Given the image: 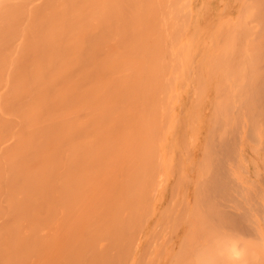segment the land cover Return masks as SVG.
Returning a JSON list of instances; mask_svg holds the SVG:
<instances>
[{
  "label": "bare ground",
  "instance_id": "1",
  "mask_svg": "<svg viewBox=\"0 0 264 264\" xmlns=\"http://www.w3.org/2000/svg\"><path fill=\"white\" fill-rule=\"evenodd\" d=\"M196 1L199 2V0ZM189 2L191 3L190 0H0V264H85V257L83 258V254L78 252L80 249L77 250L79 247L77 237L80 238L77 236L79 230H75L76 227L74 226L76 224L74 225L73 221H71L75 228L71 231L72 225L68 221L71 220V218L73 220L75 216L81 217L83 214L85 215L83 217L84 219L86 215L87 218H89L88 216H90V218L94 217V220H96V218H107L106 223H104L106 227H104L106 231L108 230L107 232H109L110 237L113 236L112 231L115 233V244L118 240L117 245L122 246L123 240L127 243L131 237V243L128 241L129 246H127V248H132L133 238L130 234V229L132 227V234H135V232H137L136 230H140L135 227L137 223H139L136 217L138 214H140L139 216L144 214L146 208L144 205L146 203H143L146 199L145 192L148 190L147 187L151 188L154 185V182H152V178L154 180L153 169L150 168V173L149 171L146 173L145 169H143V179H151L150 182H146L147 185L144 183L143 186V180L140 179L142 176L140 177L139 175L138 179L135 177L139 173H142L139 169L142 165L140 161L142 162L146 158L145 160L148 159V164H151L155 156L153 153V139L150 142L148 140L150 152L148 150L147 157H145L142 143L144 144V142H146V137L140 134L141 137L139 139L138 136L135 138L136 136L132 134L133 138H131V141L133 139H138V142L141 140V143L138 144L140 148L142 146V153H140L141 149L138 148L139 146L136 144L137 141H132V143L136 141L135 148H133L132 146L134 145H130V139H128L129 143L125 140V133L129 131L128 128L130 129L131 127L133 130L137 128V131H139L141 127L146 129L147 126H150L151 130H149V128L146 130L153 133L152 130H156L153 127L156 126L157 118L159 119L162 111V116H164V111H166L165 113L169 112V106L168 111L167 109L163 110L167 105L165 103L167 94L165 93L168 92V84L163 83L162 74H167L166 72L168 69L166 71V66L169 67V63L167 62H169V59L171 60L172 57L169 51L166 50L169 43L161 52L164 44L162 40H167L165 39L166 34L164 32L166 29H164L162 25L161 31H159L157 35L158 27L160 26L157 24L161 22L160 16L162 14H164L165 20L168 18L166 13L168 11L165 12L163 8H167V10L168 8L174 9V17L172 16V18L176 19L178 16H176V10L182 13V9L177 8V5H192ZM194 2L195 0H193L192 3ZM209 5L211 7V4ZM254 5H264V0H224L221 14L228 16V12L225 13V11L231 8V10L236 11L234 22L240 21V17H242L243 14L242 11L248 8L251 9ZM174 6H176V8ZM160 8L162 14L159 16ZM217 8L219 7L217 6ZM188 10L184 15L186 18H184V16L182 17L185 26L187 23L186 19L189 18ZM198 14L201 16L199 12ZM181 15H183V13ZM197 18L198 16L196 20ZM177 20H179L180 23L179 16L176 21ZM232 21L233 18L231 17L224 35H222V30L218 32L217 29L215 30L218 35L216 32H213L218 43L219 41L222 43L219 44V46L224 53L228 51V47H230L231 51H234L236 43L238 39H240V37L237 39L238 32L234 28L229 27ZM173 22L172 19H170L169 24L171 23L172 28L174 25ZM178 25L177 21V26ZM181 25L180 27L183 28V21ZM155 26L157 33L153 31ZM171 26H166L167 30L169 28V32L167 31L168 35L170 32V35H172V33L177 35L179 31L182 33V29L180 30L179 27L178 30L175 28L176 32L170 30ZM191 26L192 25H190V28ZM210 26L212 27L214 24L209 25V27ZM208 28H206L207 32H205L207 34L209 33ZM161 33L162 38L160 36ZM199 33L200 35L203 34L201 31ZM179 34L180 33H178V35ZM170 35L169 38H171ZM203 35L201 36L203 37ZM155 37L157 38L155 39ZM159 37L161 38L160 45L157 41ZM177 37L178 38L173 36V39L179 40V36ZM202 37L201 39H203ZM188 38L191 39L192 37ZM154 39L156 40L157 46L153 42L155 41ZM261 41L264 42L263 39ZM161 42H163L162 45ZM176 43L177 42H175V44ZM187 43L190 44V42ZM150 45H154V47H152L154 49L156 47L157 49L155 50H158V52L155 51V53L154 50L151 51L152 47H150ZM158 45L160 46L159 49ZM261 46L259 52L264 49H261ZM186 47L188 48V46ZM188 49H190V46ZM149 51L154 54L148 59L150 55H147V53H149ZM241 52L243 51L241 50ZM165 54L166 58L168 55V59H166V61H168L166 63L164 62ZM185 54L186 52H184V55ZM188 57L191 56H187V61ZM159 59L160 61L162 60L160 62L161 64L159 63ZM184 60L186 61L185 57ZM184 60H181V62ZM189 61H191V59H189ZM184 62H182V64ZM185 63L182 67L183 71L186 68ZM188 64L191 63L189 62ZM174 66V69H176V64ZM164 67L165 69H162V71H164L162 73L161 68ZM191 67L193 68V66H190V68ZM178 69L177 67L176 70ZM160 71L161 78L158 79L160 77ZM184 74H186L185 71L182 75ZM178 76L181 77L180 74ZM168 81H170V79H168ZM162 83L164 87L161 86ZM173 86L176 85L174 84ZM160 88L162 89L161 93H164L163 88L166 91L164 95L162 94V98H164V96L166 97L161 102L163 109L157 117L160 112V109L156 112L157 108H160L159 98L161 97L158 96V90L159 93L161 91ZM257 94L260 107L259 114L264 118V80L259 82ZM146 103L149 104L151 111L145 108V106L147 107ZM119 104L122 105L120 108H118L120 106ZM128 104L132 105H130L132 110L128 107ZM113 106L117 109H113ZM134 106L135 108H133ZM140 106V110L143 111V108L147 110L144 111L143 117H141L142 113L139 112L140 110L138 111ZM152 106L154 111L151 108ZM89 108H92L91 111H88ZM236 110L238 111V108ZM240 111L238 115L240 114L241 116L242 111ZM248 112L245 111L244 114L246 113L247 115ZM249 115H252V113L249 112ZM133 116V121H135V118H139L140 121H144V119L146 121L147 119L146 124L145 121L144 123L140 122L143 126L139 128L138 119L135 121V123L138 121L137 125L131 122L132 120L130 119ZM234 116H237V114H234ZM129 117L130 119L128 120ZM149 117L153 118L152 123L149 121ZM237 117L239 119V116ZM237 117H234L235 123L238 121ZM140 118H142V120ZM241 118H243V116H241ZM126 119L128 120L126 122L127 125H125V123L122 124V121L124 120L123 122H125ZM248 119L249 116L247 117V120ZM243 120L245 122L244 118L237 123L240 125ZM147 122L150 125H147ZM128 123H132V125L129 127ZM153 123L155 125H153ZM151 124L153 127H151ZM237 126H235L236 129ZM228 128L229 132H231L230 127ZM239 128L238 126V129ZM234 135L233 133V137H235ZM230 136H232V134H230ZM148 137L151 139L152 134ZM126 145H128V152ZM219 147L224 155H229L231 153L232 149L229 140H220L218 148ZM129 148L131 150L133 149L131 155H128L131 152ZM135 149H137V151ZM134 151H136V155L139 156L140 154L138 159ZM126 154L129 157H127ZM133 154L136 159L130 157L133 156ZM151 154L153 157H151ZM127 158L128 160L130 158L131 162L130 160L126 162ZM150 158L152 161L150 160L149 162ZM123 160L124 162H122ZM124 163H126V165L128 164V167L124 165ZM152 165L155 167V164ZM152 165H149V167ZM135 167H137V169ZM225 169L226 167H213V170H211L210 175L206 179L205 209L208 213L205 210V215L203 213L200 214V210L197 209V206L195 208L197 211L199 210V212H192L197 213L198 220L203 219L199 218V215H204L205 224L203 225H205V229L209 227L206 225H208V223L210 225L212 222L211 220L215 217L218 218L219 222L218 220L214 221H217L221 226L225 222L232 226L235 225L239 228H246V225L243 223L244 221L242 222V216L226 209V205L224 206L223 201L220 200L225 197L224 192L230 188H226L229 185L228 182L224 180L225 178H223V174L226 172ZM138 170L140 171L136 174ZM130 175L134 176L130 177ZM148 175H151L150 178H148ZM182 180H185V178L183 177V179H180V182L183 183ZM180 182L177 183L181 185ZM141 183L142 187L140 188ZM149 183H151V186ZM137 185H139V187ZM143 187L144 190L142 189ZM136 188H138V190H136ZM139 190L140 194L144 191V194H141L143 202L138 201L141 199V197L138 196L140 195L139 193L137 194V198H139H136L135 193ZM180 197L182 201L181 194ZM177 199L180 201L179 197L175 198L176 201ZM175 200L173 199L174 203H178L175 202ZM181 201L179 204H182ZM140 202L144 206L143 210H141L142 207ZM183 202H185L184 198ZM225 203L224 201V204ZM138 205L140 206L139 209H137ZM227 207H229V205H227ZM135 209L139 212L138 214L135 212ZM133 213L137 215L133 216ZM192 213V217L190 216L191 219L194 218ZM125 215L127 216V220L131 218V220L127 221L130 225H127ZM209 217H211V219ZM62 218H64L63 221H61ZM79 219L77 218V220ZM133 219L134 221H132ZM65 222H69L70 231L66 228L67 225L64 226ZM98 222H100V220ZM133 222L136 223L135 226ZM79 223H81V221ZM141 223L140 221V224ZM189 223L190 225L194 224L193 226L197 225L191 221ZM104 224L103 222L101 223V225ZM213 224L215 223H211V227ZM198 225L200 227L199 232L202 233V227L204 228V226L201 222L199 223V221ZM198 225L194 229L192 226L194 232L197 228L199 229ZM137 227H139V225H137ZM63 228L66 230V233L69 232L72 239L68 237L70 235L66 237ZM214 228L216 229V225L210 229ZM85 229L89 232L95 229L92 221L91 223L85 224ZM205 229L203 233L206 232L205 234H207L208 230L206 231ZM252 229L253 228L250 230L251 232ZM49 231H52L51 235ZM77 231L76 237H73ZM123 231L127 232L125 237ZM248 231L249 229L247 230V234ZM72 232L74 235H72ZM199 232L197 231V234ZM120 233H122V236ZM60 235L61 240L58 241ZM62 235L65 240L62 239ZM51 236L52 239L50 240ZM98 236L100 235L98 234ZM54 238H57V240ZM88 238V244L93 246L96 243L95 238L93 236ZM111 239L113 240V237ZM54 240L56 243L52 245ZM64 241H66V243ZM98 241L100 242L99 238ZM60 242H63V244L60 245ZM126 243H123V246H126ZM207 243L211 244L209 240H207ZM101 244L102 241L98 244V247H100ZM216 244L217 242L215 245ZM50 245H52L55 251L50 248ZM113 245L112 242L111 246ZM101 246L103 247V244ZM205 246L206 248H204L203 245L204 250H202V248L199 250L200 254L201 251H203V253L205 251L208 252V250L209 252H214L210 250L211 246ZM223 246L225 247V249H223L225 252L226 243H223ZM81 247L83 246L80 245V248ZM218 247L220 251L222 244ZM49 248L51 250H49ZM70 249L73 250L70 251ZM89 249L91 248H88V250ZM84 250H86V248ZM109 250L111 251V249ZM138 250L136 252H141L140 249ZM58 251L63 252V255L59 254ZM235 251L233 252L235 253ZM55 252L58 253V257ZM112 252L114 251L112 250ZM131 253L132 250L130 249V253L127 251L126 255L123 254V256L125 255L124 258H126V256L129 258ZM54 255H56V257H54ZM91 255L93 254H90V258ZM184 255L186 256V251ZM197 255L198 252L195 254V257ZM206 255L207 254L204 256L205 259L208 257ZM209 255L213 257L211 252ZM217 255L220 256V253ZM121 256L120 259L115 256L118 263L113 262L110 264H121V262L119 263L123 258V256ZM130 256L133 257L132 255ZM185 256H183V259ZM199 256L200 255H198V257ZM201 256L203 258L202 254ZM61 257L62 259H60ZM198 257L196 258L197 260ZM54 258L57 259L54 261ZM135 258L134 256V259ZM204 258L203 261H205ZM218 258L220 259V257ZM31 260L32 262H30ZM174 260L175 262L172 264L178 263L177 258ZM100 261H102L101 263L103 264V260L101 259ZM123 261L125 260H122V262ZM135 262H137L136 259ZM200 262V264L204 263H202V261ZM216 263H218L217 259L210 258L209 264ZM132 264H134V261ZM197 264H199V261Z\"/></svg>",
  "mask_w": 264,
  "mask_h": 264
},
{
  "label": "rangeland",
  "instance_id": "2",
  "mask_svg": "<svg viewBox=\"0 0 264 264\" xmlns=\"http://www.w3.org/2000/svg\"><path fill=\"white\" fill-rule=\"evenodd\" d=\"M190 1L191 3L190 2L189 3L192 5H185V6L183 5L184 7L182 5H177V8L182 9L183 15H181L182 13H180L179 10L175 9L177 11L175 12L176 16L178 15L180 19V23H179V20H177L179 24L178 26H177V21H176V19H178V16L176 19L172 18V16L174 15V11H173L174 9L168 8L167 10V8H163L165 12L168 11L166 12L168 18L167 20H165V16H163L164 14H162V10L160 8L159 16L161 14L162 15L160 16L161 22L157 24L158 26L160 25L158 27V33L156 31L157 25L154 27L155 29L153 30L154 33H157L158 35L159 31H161V26L162 25L164 26V29H166L164 31L166 34L165 39L167 40L169 39V40L168 41L162 40L164 44L163 42H161V45L163 44V49L162 50L160 49V50L162 52L166 48V45L169 43L166 50L169 51L170 56L173 58V60L171 58L172 61L169 59V62H167L168 60L166 61V59H168V55H167V58H166V54L165 56L163 55L165 57L164 62L169 63L168 64L169 67L166 66V71L168 69V71L166 72L167 74L164 75L163 73L164 71H162V69L164 70L165 67L161 68V71L163 73L162 75L164 77V78L162 77L163 83L168 84V90H167L168 92H166L163 88L164 93L166 92L165 94H167V98L165 100V103L167 105L166 106L164 105L166 108L165 107L164 109L162 108L161 102L166 96L162 98V94L164 95V93H161L162 89L160 88L161 89L160 93L158 90V94H159L158 96L161 97L159 98L160 108H157V110L155 109L156 112L160 109V112L157 115V117L160 115L162 109L163 110L167 109L168 111V106H169V112L165 113L166 111H164V116H162L163 114V111H162L159 119L157 118L156 126L153 127V125L155 124L154 123L153 125L151 124V127L156 129L155 131L154 129L152 130L153 133L146 130L148 128L149 130H151L150 126H147L146 129L141 127L143 126V124L140 122L144 123L145 121V119L143 121L142 118H140L142 121H140L139 118H135V121L137 119L139 121L138 127L139 128L141 127L142 129L140 128L139 131H137V128L133 130L131 127L130 129L128 128L129 131H126L125 133V140L127 141V143L131 142L130 145L131 146L134 145L132 146L133 148H135V142L136 141L138 142V139H133L136 141L132 143L133 140L131 141V138H133L134 135L136 136L135 138H137L138 136L139 139L141 135L146 137V142H144V144L142 143V146L144 147L143 151H145V157H147L148 150L150 147L148 145V140L149 142L152 139L154 140L153 153L155 157L153 159V162H151V164H148L147 162L148 159L145 160L146 158L144 159L145 163L144 161L142 162L140 161V163L143 165L139 167L142 173H143V169H145L146 173L150 170V168L153 169L154 180L152 178V182H154V185L152 184L153 186L151 188L147 187L148 190L147 192H145L146 199L144 200V202L142 201L143 199L141 196V194H144L143 193L144 191L141 192V194L139 193L140 190L136 191L135 193L136 198H137V194L138 193L140 194L138 196L141 197V199H139L138 201L146 203L144 204L146 208H145L144 214L142 212L143 214V215L141 214L142 216H139L140 214H138L139 212L137 211V209H139L140 207L139 205L141 204V202L138 205V208L135 209V212L138 214V216L136 217V220L138 219L139 221L137 225H139L140 228L137 227V225L135 226L136 224L135 222L133 223L136 229L138 228L140 230L139 231L136 230L137 232H135V234L134 233L132 234L131 233L132 225L130 226L131 227L130 234L133 238V243L131 246L132 248H130L132 250V253L130 255H132L133 257L129 255V258H127V256L126 258H124L127 251H129L130 253V249L127 248V246H129L128 241L130 242L131 237L127 241V243L122 238L123 240L122 246L121 245L118 246L117 245L118 240H117V243L115 244V241H116L114 237L115 233L112 231L113 236L110 237L109 232H107L108 230L106 231V228H105L106 225L104 223H106L107 218H96V220H94L95 219L94 217L90 218V216H88L91 219L92 223L94 224V228H95L94 230L92 231L90 230L89 232L88 230L85 229V224L91 223V221L89 218H87V215L84 219L83 217L85 215L83 214V216L81 215V217L75 216L73 220L70 217L71 220H68V221L70 223L71 221H73V224L74 225L76 224L74 226L76 227L75 229L73 227V224L71 223L72 225L71 231H73V228L75 230H79V233L77 231L75 232V235H74L72 232V235H74L73 237H76V234L78 233L77 236L80 237V238L77 237L79 241V247L77 248V250L80 249L78 252L83 254V258L85 257L84 258L85 264L87 263L88 264L89 263L90 264H102L101 263L102 261H100L101 259L103 260V264H106L107 262H108L107 264H110L113 262L118 263L117 259H115V256L120 259V256L121 255L123 256V254L125 255L123 256L124 259L122 258V260H125V261L123 262L122 260L119 261V263L121 262V264H132L133 261H134V264L135 263L141 264V262L142 264H172L173 262H175L174 260L175 258L178 259L177 260L178 263L176 264H193V260H194V264H197L198 261H199V264L201 263L200 261H202V263L204 262L203 264L205 263L209 264L210 258H214L215 260L217 259L218 263L216 264H264V209H263L264 207L263 206L264 205V183H263L264 182V167H263L264 166V118L261 117L259 114L260 107H259L258 94H257L259 82L261 80H264V52H263L264 47H262L264 46V42L261 41L262 39L264 41V5H254L251 7V9L248 8L247 10H243L242 11L243 14H242V17H240V21L234 22V19L236 17V11H233L231 10V8H228L225 11V13L228 12L227 13L228 16H224L221 14V8L224 4V0H221V1L220 0L218 1L217 0H199V2L195 0L194 3H192L193 0H190ZM209 4H211V7ZM199 6H200V10H199ZM217 6L219 8H217ZM174 7L176 8V6ZM187 10L189 11V18L187 17L188 19H186L187 23L185 26L184 20L182 17L185 15V12H187ZM196 10L201 14V16H199ZM195 15L196 17L198 16L197 20H196ZM231 17L233 18V21L229 24V27L234 28L238 32L237 39L239 37L240 39H238V42L236 43L234 51H231L230 47H228V51L224 53V51L223 52L221 51V47L219 46V44H222V43L220 41L218 43V40L214 37L213 32H216L215 31L216 29H217V32L219 30L220 31L222 30V35H224L226 33L225 31L227 29V25ZM184 18H186V16H184ZM170 19H172V22L173 21L175 22V23L173 22L174 24L173 28L171 26V23L169 24ZM193 20H195L196 22ZM162 21H163V24H162ZM182 21H183V28L180 27L182 26L181 25ZM206 21L208 25L206 24ZM197 22L199 26L197 25ZM210 22L214 24V26L209 27V25H212ZM216 22L217 23L219 22V23L217 24ZM190 25H192L191 28H190ZM166 26H171L170 30H174L175 32H176L175 28H177V30H178V27L180 28V30L182 29L183 34L180 31L178 32L182 36L180 34L178 35V33L177 35H174L172 33V35L174 37L176 36V38H178L177 36H179V40L178 39L174 40L173 36L170 35L171 32L169 34L171 38H169V35L167 34V31L169 32V28L167 30ZM206 28H208V31H209L208 34L205 33L207 32ZM200 31L201 33L204 34V35L201 34L203 35V37L200 35L199 33ZM205 34H206V37H205ZM216 34L215 36L217 37L218 34L217 35ZM160 36L162 38V33L160 34ZM187 36L192 37V38L190 39ZM201 37L203 39H201ZM156 38L157 37H155V39ZM161 38L159 37V40H157L159 45H160ZM198 38L200 39V42ZM153 42L154 44H156V40ZM175 42L177 43L175 44ZM187 42H190L191 45L188 44ZM159 45H158V49L160 48ZM185 45L188 46V48L190 46V49H188ZM152 46L154 47V45H150V47ZM260 46H261V49H263V51H261L262 54L261 52H259ZM153 47L151 51L154 50V52L155 51L158 52V50H155L157 48L155 47L154 49ZM183 48H184V51H183ZM187 49H188V53H187ZM241 50L243 52H241ZM151 51L147 53V55L148 54L150 55L148 56V59L149 57L152 56V54H154ZM184 52H186L187 54V55L185 54L186 56L184 55ZM183 55L186 58V61H187V56H191V57H188V61H187L188 63L190 62L191 64H188L184 60ZM159 57H160V54H159ZM189 59H191V61H189ZM181 60H184L186 62L185 63L184 61H182L185 63V66H186L184 70L186 74L184 75H182L184 73L183 68H182L184 66V63L182 64ZM161 61L159 59V63ZM174 62L176 64V69L177 67L179 68L178 70L174 69L175 68ZM144 64H145V59H144ZM190 66H193V68L192 67L190 68ZM161 71L159 74L160 77L158 79L161 78ZM178 71L181 77L178 76L179 75ZM168 79H170V81H168ZM163 83L161 85L162 87H164ZM174 84L176 86H173ZM171 90H172V93H171ZM173 92L175 95L173 94ZM171 95L173 96V99ZM152 104L154 105L153 102ZM119 105H120L119 107L116 105L115 106L120 108L122 105L121 104ZM128 105H129L128 107H130L131 104H128ZM146 105L147 107L145 105L143 106H145V108L149 110L150 109L149 104L146 103ZM115 106H113L112 108L113 109L116 108ZM133 108H135V106ZM140 108L141 106L139 107L138 111L140 110ZM151 108L153 109V106ZM237 108H238V111L236 110ZM91 109L92 108H89L88 111H91ZM130 109L132 110L131 107ZM131 110H130V113H131ZM145 110L146 109L143 108V111L142 110L139 111L140 113H142L141 117H143ZM240 110L242 111L241 116H243V118H241L240 114L238 115ZM245 111L246 112L249 111L250 113H252L253 116L249 115V112L247 115L246 113L244 114ZM234 114L235 115L237 114V116H239V119L237 116H234ZM248 116H249V119L247 120ZM234 117H237V120L239 122L245 118V122L243 120V122H241L240 124L241 126L237 123L238 121L236 122L238 126L241 128V129L239 128L240 131L238 129L237 124L234 122L235 121ZM133 118L134 116L131 117V119L129 117L128 120L129 119L132 120ZM149 119H150L149 121L152 123L153 118L149 117ZM128 120L126 119L125 122H123L124 121L123 120L122 124L125 123V125H127L126 122ZM135 121L132 120L131 122L134 124ZM146 121H145V124H146ZM132 123L131 124L128 123L129 127L130 125H132ZM137 123H135V125H137ZM242 123H243V128H242ZM148 124L149 123L147 122V125ZM234 125L237 126L238 131ZM233 126L235 127L236 131L234 130ZM228 127H230L231 132H229ZM232 132L235 134L234 135L235 137H233ZM151 134H152V137L150 139V137L148 136H151ZM230 134H232V136H230ZM128 139H130L129 142H128ZM222 139L229 140L231 144L232 150L229 155H224L220 147L218 148L220 140ZM137 142L136 144L138 145L141 143V140H139L138 143ZM128 145H126L127 152H128V147H127ZM142 146L141 148L140 146L138 147L141 149L140 153H142ZM137 149L135 150L137 151ZM130 151L128 155L132 154L133 149L132 150L130 149ZM136 151H134V154L135 156H137V159H138L140 154L139 156L136 155ZM134 154L133 156H130V157H133V159L135 158ZM151 157H153L152 154H151ZM129 160L127 158L126 162H128ZM150 160L152 161L151 158L149 159V162ZM122 162H124V160ZM152 164H155V167H153ZM124 165H126V163H124ZM149 165H152V166L149 167ZM126 166L128 167V164ZM213 167H226L225 169L226 175L224 173L223 178H225L224 180H226L229 185L226 188L227 189L229 187L230 188L224 192L225 197L220 200L223 201L224 206L226 205L225 206L226 209L232 211L233 213H237V215L242 216V219H243L242 222L244 221L243 223L246 225L245 226L246 228H239L238 226H235V225H233L234 226L233 227L232 225H229L228 223H225V222L221 226V224L218 223L219 222L218 218L215 217L213 218V220H211L212 221L211 223L213 222L215 223L213 224L214 226L212 225V227H215L216 225V229L215 228L210 229L212 228L211 223L210 225L208 223V225L206 226L207 227L209 226V227L205 229L206 227L205 225H203L205 224L204 215H205V210H206L205 209L206 207L205 206V202H206L205 200L206 184L205 183H206L207 177L210 175L211 170H213ZM135 168L137 169V167ZM140 170H138L136 174H138ZM142 173H139L138 175H136L135 178L138 179L139 175L140 177L142 176L140 179L143 180V186H144V183H146L147 181L150 182L151 179L150 180H146L145 178L143 179L144 173L143 174ZM134 175H130V177ZM150 176L151 175H148V178H150ZM182 176L185 178V180H182L183 183L180 182V179H183ZM177 182H180L181 185H179ZM151 183H149L150 186H151ZM140 185H141L140 186L141 188L142 183ZM137 186L139 187V185ZM142 189L144 190V187ZM136 190H138V188H136ZM180 194L182 195V201H181ZM177 196L180 198V201L182 202V204L181 203L179 204L180 202L179 199H177V201L175 200V198H178ZM183 198L185 202H183ZM173 199L175 200V202H178V203L175 204ZM224 201L226 202L225 204H224ZM227 205H229V207H227ZM196 206H197V209L200 210V214L202 213L204 214L203 216L199 215V218H203L201 220L200 219L198 220L197 213H192V212H199V210L198 211L196 210L195 208ZM141 207H142L141 210H143L144 206L142 204H141ZM260 209H261V212L263 210L262 212L263 214L260 212ZM126 212L125 214L127 215ZM191 213L193 214V217L196 219L194 218L191 219L192 217ZM136 215L133 213V216H136ZM188 216L189 217L191 216V217L189 218ZM79 217L81 220L79 219ZM140 217H142L143 219ZM64 218H62L61 221H63ZM77 218L79 220H77ZM209 218L211 219V217ZM74 219L76 222L74 221ZM134 219L132 221H134ZM99 220L100 222L102 221L104 225H101L102 222L101 223L98 222ZM129 220H131V218L127 220V216H126V223ZM188 220L189 222L191 221L192 223H195L197 225H198V221L199 223L201 222L202 225L204 226V228L202 227V229L203 230L205 229L206 231L208 230L207 234H205L206 233L205 231H204L205 233H203V230H202V233L199 232L200 230L199 225H198L199 229L197 228L194 232L193 229L197 225L195 226H193L194 224L190 225ZM214 220H218V222L217 221L215 222ZM80 221L81 223H79ZM140 221L142 222L141 224H140ZM69 222L67 223L65 222L64 226L67 225L66 228H68V230L70 231ZM127 225H130V223L129 224L127 223ZM192 226H193V229H192ZM251 228H253L252 232L250 231ZM248 229L249 231L247 234ZM125 231H123V234H125L124 237L127 234V232ZM197 231L199 232L198 234H197ZM49 232L51 235L52 231H49ZM133 232H134V228H133ZM249 233L250 235L251 234L253 235L250 236ZM65 234H66V237L67 235H70L69 232L66 233V230H65ZM82 234H83V239H82ZM98 234L100 236H98ZM120 235L122 236V233H120ZM92 236L95 238L96 243L93 246L92 245L91 246L95 248H92L88 244V239H89L88 237L91 238ZM68 237L71 238V235ZM112 237H113V240L111 239ZM57 238L56 239L54 238V239L57 240ZM60 238H61V235L58 241L61 240ZM84 238H85V241H84ZM98 238L100 242L102 241L103 247L101 246L102 244L100 245V247H98L99 246L98 244H100V242L98 241ZM51 239H52V236L50 240ZM62 239L65 240L63 235H62ZM55 240H54V243L52 242V245H55L56 243ZM207 240H209L211 244L207 243ZM120 241H121V238H120ZM64 242L66 243V241ZM112 242L115 246L114 245L111 246ZM216 242L217 244L215 245ZM123 243H126V246H123ZM223 243H226L225 252L223 250L225 249V247L223 246ZM61 244H63V242L62 243L60 242V245ZM221 244H222V247H220V251H219L218 246H220ZM52 245H50V248L54 250ZM80 245L83 246L81 247L82 249L80 248ZM191 245H192V248H191ZM203 245H204V248H206L205 245H207V247L211 246L210 250L214 251V252L210 251L213 254V257L209 255L210 252L208 249H207L208 252L205 251L206 253L205 252L203 253V251H201L203 258L205 254H207L206 256H208L207 259L209 260L204 258L205 261H203V258L201 254L199 253V250H201V248L202 250H204ZM50 248L49 250H51ZM85 248L86 250H84ZM88 248H91V249L88 250ZM109 249H111V251ZM138 249H140L141 252H136ZM71 250L73 249H70V251ZM112 250L114 252H112ZM82 251L85 252L86 254L83 253ZM185 251H186V256L184 255ZM216 251H217V254L220 253V256L216 254ZM233 251H235V253ZM197 252H198V255H200L199 257L198 255L195 257V254ZM56 253L57 252H55V254ZM214 253L216 254V258H215ZM59 254L63 255V252H59ZM90 254H93L91 255V258L89 257ZM101 254L103 257L101 256ZM109 255H110V258H109ZM134 256L136 257L135 259L137 262H135ZM183 256H185L184 259H183ZM217 256L220 257L221 261ZM54 257H56V255H54ZM57 257H58V253H57ZM112 257H113V260H112ZM130 257H131V261H130ZM137 257L139 258V261L141 260L142 261L139 262ZM197 257H198V260L196 259ZM56 259L57 258H54V261ZM60 259H62V257ZM32 260L30 262H32Z\"/></svg>",
  "mask_w": 264,
  "mask_h": 264
}]
</instances>
